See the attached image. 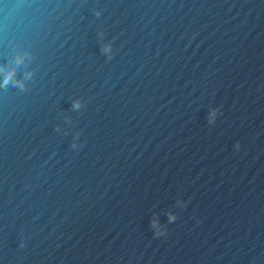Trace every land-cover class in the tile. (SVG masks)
I'll return each instance as SVG.
<instances>
[{
    "label": "water",
    "instance_id": "1",
    "mask_svg": "<svg viewBox=\"0 0 264 264\" xmlns=\"http://www.w3.org/2000/svg\"><path fill=\"white\" fill-rule=\"evenodd\" d=\"M0 264H264V0H0Z\"/></svg>",
    "mask_w": 264,
    "mask_h": 264
},
{
    "label": "clouds",
    "instance_id": "2",
    "mask_svg": "<svg viewBox=\"0 0 264 264\" xmlns=\"http://www.w3.org/2000/svg\"><path fill=\"white\" fill-rule=\"evenodd\" d=\"M95 15L97 17H99L101 15V11L97 10L95 11ZM102 51L104 53L107 54V59L108 60H111L114 56V52H113V46L111 44V42L105 44L103 47H102ZM16 63L17 64H21L24 62V56H21V55H17L16 56ZM31 73H28L26 74V78H31ZM4 84L5 85H8V84H13L14 86H18L21 90H25V84L23 81H20V80H16L15 79V69H11L7 72V74L5 75V78H4ZM82 107H84V104L80 101V100H74L73 103H72V108L74 110H79L81 109ZM218 115H220V109L218 107H212L210 108L209 112H208V117H207V120H208V123L210 125L214 124L217 120V117ZM56 131H60V128L59 126H57V129ZM81 135V132H77L76 133V138H74L72 144H71V147L73 149H76V150H79L83 145L82 143H77L76 140L79 138V136ZM241 147L240 143L237 142L236 145H235V148L237 150H239ZM27 187H30V186H27ZM186 201L182 200V199H178L176 201V204L175 206L176 207H180V208H183V207H186ZM167 223H174L176 220H177V214L171 210H169L167 213ZM150 228L153 230L154 232V235L156 237H164L167 235V227H166V224H161L160 223V220H159V215L154 213L153 214V219L150 221ZM21 247H25V243L24 241L22 240L21 241V244H20Z\"/></svg>",
    "mask_w": 264,
    "mask_h": 264
}]
</instances>
